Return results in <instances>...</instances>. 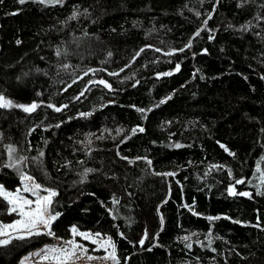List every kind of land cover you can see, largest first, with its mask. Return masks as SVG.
Instances as JSON below:
<instances>
[{
	"label": "trees",
	"instance_id": "trees-1",
	"mask_svg": "<svg viewBox=\"0 0 264 264\" xmlns=\"http://www.w3.org/2000/svg\"><path fill=\"white\" fill-rule=\"evenodd\" d=\"M0 95L39 105L0 108V185L31 176L59 213L0 264L73 226L111 237L120 264H264V0H0Z\"/></svg>",
	"mask_w": 264,
	"mask_h": 264
},
{
	"label": "snow or ice",
	"instance_id": "snow-or-ice-1",
	"mask_svg": "<svg viewBox=\"0 0 264 264\" xmlns=\"http://www.w3.org/2000/svg\"><path fill=\"white\" fill-rule=\"evenodd\" d=\"M40 3L47 4H57L63 3V0H39ZM20 3H24V0H20ZM78 15L77 12H73L72 16L69 19H75ZM199 15V13H197ZM208 19H211V14H209ZM204 24H207V20L204 21ZM199 31L195 33V35H199ZM210 39L212 37H209ZM20 43V41H17ZM191 46V41L186 47ZM184 49H179L177 51H183ZM143 51V49H141ZM159 51V49H157ZM59 51L57 55H59ZM139 54V53H138ZM172 52L167 53V55H172ZM180 65H176V71H179ZM93 71V70H89ZM122 71V70H121ZM118 73H110V75H117ZM87 75V73H85ZM160 75L170 76L171 72H165L162 74H158V78ZM99 84L103 85L105 88L111 89V85L108 84L104 80L98 81ZM165 101H161L164 103ZM17 107L22 109L24 112L31 113L34 112L39 105L36 103H32L30 105L24 104H14L11 100L6 99L3 95H0V108H13ZM49 108H54L55 111H61V108L55 107L52 104L48 105ZM138 111L143 112V109H137ZM83 115V114H82ZM137 131L143 132L144 129L142 127L134 128L132 130L133 134ZM175 147H181V145L177 144ZM221 147H225L221 145ZM225 151H228L225 148ZM15 152V148L9 146V160L12 161V153ZM43 155V153H41ZM21 160L24 158L21 157ZM151 164V161H148ZM7 167H16V162H10L6 165ZM215 167V166H214ZM259 170V169H258ZM86 172L92 171L91 169H86ZM231 175V173H229ZM165 175L171 176L173 173H166ZM264 176V173H261ZM21 182L23 184L22 189L17 188L15 192L7 191L2 185H0V199H2L7 204V212L9 215L15 214L17 219L12 220L10 223H2L0 222V245H8L13 240H26L28 238L39 236L42 234H46L49 236H53L52 232V223L58 218L59 213L51 214L50 209L53 204V198L57 196V192L50 188H43L41 184L36 183L33 177L21 174L20 176ZM25 181H32L31 184L24 183ZM244 180H236L235 184H242ZM46 193V195H41V192ZM23 193H31L35 199H29ZM228 194L231 196L239 195L241 197H249L251 198V194L248 192H236L233 186L228 188ZM258 195H264V192L257 193ZM195 214V213H194ZM209 220L219 219V217H208ZM161 224H163V218H161ZM72 239L64 241V246H50L42 249L39 253L35 255L40 256L42 261H49V264H75V262L83 257H86L88 261L94 259H104L111 260L113 264H120L119 259L116 255V243L112 240L111 237H103L101 233H88L81 232L75 226L71 228ZM80 237L84 241H89L91 244L96 245V248L92 249V251L103 250L106 255L103 257H95L91 255H87L88 248L77 242L75 237ZM123 236V234H121ZM148 238L147 231L144 234V237L141 238L138 243L143 246L145 244V240ZM185 241L189 240V236L183 237ZM187 247H191V245H187ZM150 250V249H149ZM24 264V262H22Z\"/></svg>",
	"mask_w": 264,
	"mask_h": 264
},
{
	"label": "rangeland",
	"instance_id": "rangeland-1",
	"mask_svg": "<svg viewBox=\"0 0 264 264\" xmlns=\"http://www.w3.org/2000/svg\"><path fill=\"white\" fill-rule=\"evenodd\" d=\"M263 168H264V158L256 166L255 176H254L255 187L258 191H262V192H264V176L261 175V173H264ZM24 183L31 184L32 181H25ZM22 187H23V184L21 182L20 186H18L17 188L22 189ZM16 189L14 191H11V192H15ZM22 194L25 195L29 199H33V200L35 199V197L31 195V193H23L22 192ZM40 194L46 195V193H44L43 191ZM81 232H87V231H81ZM88 233H92V232H88ZM92 234H95V233H92ZM103 237H105V236H103ZM72 238H73L72 233H71V237L68 239H61L60 240V238H58V237H53L51 242L46 243V244L42 245L41 247L34 249V250L28 252L27 254H25L20 259L18 264H22V262H24V264H49V261H42L40 256L35 255V254L39 253L42 249H45L46 247L64 246L63 242L70 240ZM75 239L77 240L78 243L83 244L88 248L87 255H91V256H95V257H103L106 255V253L102 249L98 250V251H92V249L96 248V245L91 244L89 241H84L82 238H80L78 236L75 237ZM75 263L113 264V262L111 260L94 259V260L88 261L86 259V257H83V258L77 260Z\"/></svg>",
	"mask_w": 264,
	"mask_h": 264
}]
</instances>
